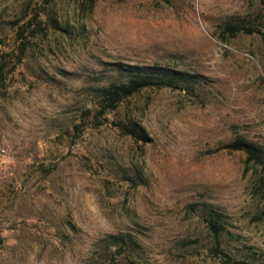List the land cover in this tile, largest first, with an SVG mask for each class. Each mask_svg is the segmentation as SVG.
<instances>
[{
    "label": "rangeland",
    "instance_id": "1",
    "mask_svg": "<svg viewBox=\"0 0 264 264\" xmlns=\"http://www.w3.org/2000/svg\"><path fill=\"white\" fill-rule=\"evenodd\" d=\"M262 32L264 0H0V264H264V172L227 148L264 153ZM116 62L200 78L95 120Z\"/></svg>",
    "mask_w": 264,
    "mask_h": 264
},
{
    "label": "trees",
    "instance_id": "2",
    "mask_svg": "<svg viewBox=\"0 0 264 264\" xmlns=\"http://www.w3.org/2000/svg\"><path fill=\"white\" fill-rule=\"evenodd\" d=\"M247 32L251 33L249 30ZM260 35L264 45V32L260 33ZM112 68L115 75L114 79L99 89L98 101L94 105L96 111L95 120L104 119L107 122V119L103 117L106 113L115 111L123 100L144 89L176 90L184 88L190 90L194 84L199 82L200 78L199 75L159 64L136 65L116 62L112 64ZM14 69L15 64L9 65V60L5 57L0 60V98L6 97L5 83L8 75ZM100 124H102V121L96 123V125ZM112 124L117 126L123 135L129 136L137 142L147 143L150 140L146 130L134 121L112 122ZM227 148L233 151L244 152L247 156L246 161H252L264 172V153L258 146L238 138L228 145ZM209 212V219L207 220L208 228L217 236L222 228L218 223L219 214L213 209H210ZM105 240H111V244L116 246V253L123 247L137 246L136 241L130 234H111ZM2 242L3 239L0 237V246ZM105 248L109 249V246ZM130 262L131 264H137L134 261Z\"/></svg>",
    "mask_w": 264,
    "mask_h": 264
},
{
    "label": "built area",
    "instance_id": "3",
    "mask_svg": "<svg viewBox=\"0 0 264 264\" xmlns=\"http://www.w3.org/2000/svg\"><path fill=\"white\" fill-rule=\"evenodd\" d=\"M1 153H3V151H1Z\"/></svg>",
    "mask_w": 264,
    "mask_h": 264
}]
</instances>
